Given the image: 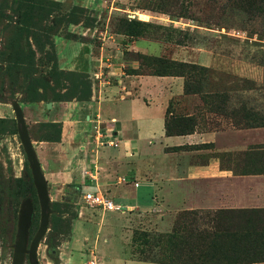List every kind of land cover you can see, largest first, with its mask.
I'll use <instances>...</instances> for the list:
<instances>
[{
	"label": "crops",
	"instance_id": "1",
	"mask_svg": "<svg viewBox=\"0 0 264 264\" xmlns=\"http://www.w3.org/2000/svg\"><path fill=\"white\" fill-rule=\"evenodd\" d=\"M55 1L96 9L101 0ZM71 30L84 40L56 36L57 65L64 71L88 74L91 98L52 103L50 109L42 102L31 106L37 116L32 125L61 124L59 142L36 141L29 131L50 201L73 205L77 215L70 236L59 247V264H75V230L78 224L89 226L97 220V209L83 200L87 192L101 193L121 208L97 211V235L109 228L107 214L120 212L126 223L123 249L128 251L138 220H149L165 232L185 213L189 221H201L200 230L213 238V250L261 246L260 240L250 238H259L264 231V127L205 109L201 115L191 103L195 95H184L182 78L125 74L122 52L106 29L99 32L79 24ZM127 44L130 51L147 54L132 42ZM168 108L174 115L193 117V131L167 135ZM13 114L12 102L0 103V118L11 119ZM22 174L19 142L9 134L0 139V175L20 178ZM96 248L101 252L98 264H160L130 251L106 253L109 245L95 246L87 257L96 254Z\"/></svg>",
	"mask_w": 264,
	"mask_h": 264
},
{
	"label": "rangeland",
	"instance_id": "2",
	"mask_svg": "<svg viewBox=\"0 0 264 264\" xmlns=\"http://www.w3.org/2000/svg\"><path fill=\"white\" fill-rule=\"evenodd\" d=\"M9 5L10 0L7 2L0 0V7H7L5 8L6 13H9ZM62 5L63 12L71 11L73 6H78L70 3H62ZM96 5V9L86 8L89 11L88 17L95 19L94 28H97L99 32L106 29L107 35L113 37L124 59L134 60L133 66H137L134 69H137L141 63L145 66L144 69H141L142 71L151 72L155 70V66H151L154 57L210 65L216 74L215 78L211 80L213 85L211 90L216 89L221 92L224 89H230L228 83H231L232 80L237 82L239 79H248L256 83L259 91L249 94L231 92L229 95L234 99L249 96L258 99V102H264V67L257 65L259 61L255 53L264 49V30L260 27V22L245 23V19L238 17L237 7H232L228 0H101ZM232 11L236 12L233 13ZM129 20H136L145 24L139 27L136 34L138 38H131L126 35L125 24ZM68 32L73 33L71 27L68 28ZM75 35L79 36L78 34ZM11 37L12 33L10 28H6V22L0 21V54L9 53L6 47L7 40ZM127 42H132L139 49L145 50L147 53L145 57L133 54L135 52L129 50ZM20 47L24 48L23 44ZM127 52L128 54L125 55ZM39 56L40 54L37 53L36 57ZM4 69L5 66L0 64V83L5 82L7 85L6 76H1L4 74ZM128 73L125 71V74ZM208 90L209 88H206V91ZM11 97L12 94L8 92L2 94V100H10ZM13 98L19 101L21 96L16 94ZM191 101L193 107L195 106L202 115L204 110H202L201 97L195 96ZM20 106L24 110L27 126H31L32 136L43 133L41 124L32 125V121L37 119L36 114L31 113V106L33 107V105L21 103ZM12 117L14 119V114ZM166 117L170 119V113L167 112ZM12 121L0 126V129L3 132L16 130V123L13 124ZM10 186L14 185L11 183ZM5 189L6 185L4 184ZM32 204L33 227L31 236L38 229L40 222V206L37 194L36 200L32 201ZM20 205L21 203L16 204L15 198L8 196L6 192L0 198V264L12 263ZM50 207L52 213L48 229L38 248L39 264L49 262L46 246L48 242L57 246L68 238L64 234L55 233L56 230L54 229V226L60 224V222L58 223L60 219H69L70 215L65 214L66 208L63 204L53 202H51ZM97 211L94 212L97 215L94 224L89 226L78 224L75 230L77 241L73 245V249L78 254V258H75V264H82L83 261L90 258L87 257V254L95 246L100 248L109 245L110 248L106 253L115 254L116 250L120 251V254L131 252L140 259L160 264L176 263L178 260L185 259L186 256L194 259L195 252L187 253L185 251L187 246L182 248L187 244V240L193 243L194 248H203L197 239L199 235L203 234V230H200L202 229L201 221H189L185 213L177 217L173 229L165 232L158 231L149 220H138L139 226L133 229L129 252L127 248L123 249L122 243L125 237L123 228L126 223H122V219L119 218L120 212L108 213L107 223L109 226L107 224V227L109 228L105 230L104 227L101 233L97 235L100 221V211ZM143 222H149L150 225L142 226ZM112 226H115L114 230H109ZM172 231L175 233L171 237ZM257 239L263 240L264 236L250 238V240ZM95 252L96 257L101 253L100 251L97 252V248ZM238 254L236 253L234 256ZM79 255H84V258L81 259ZM234 256L231 259H234ZM194 261L190 264H195Z\"/></svg>",
	"mask_w": 264,
	"mask_h": 264
},
{
	"label": "trees",
	"instance_id": "3",
	"mask_svg": "<svg viewBox=\"0 0 264 264\" xmlns=\"http://www.w3.org/2000/svg\"><path fill=\"white\" fill-rule=\"evenodd\" d=\"M7 1L4 0V2ZM228 1L232 7H237L238 11L232 12H236L239 18L245 19V23L260 22V27L264 30V0ZM5 8L7 7H0V21L6 22V28H10L12 37L7 40L6 49L9 53L0 54V64L5 66L4 74L1 76H6L7 79V85H5V82L0 83V101L2 100V94L5 92L12 94L10 99H14L13 96L19 94L21 96L20 103L31 105L40 102L46 104L48 102L60 103L73 100L77 102L89 101L92 92L90 76L85 73L61 70L57 65L56 47L53 40L56 36H63L68 40L82 41L81 36L68 32V28L72 25L81 24L86 29H93L95 19L88 17L89 11L81 6H73L71 11L63 12L62 3L55 0H10L9 13L5 12ZM144 25L143 22L136 20L126 21V35L131 38H138L136 36L138 29ZM21 44L24 48L20 47ZM37 53L40 54L39 57H36ZM255 53L259 61L257 65L264 67V49H260ZM133 54L145 57L139 52ZM124 60L127 64L125 71L129 72L130 75L182 78L184 95H199L203 103L202 110L205 109L208 112L222 115L227 114L232 118L239 116L245 120L247 119L248 122L250 120L248 126L264 127V102H258V99L249 96L234 99L229 95L231 92L249 94L259 91L256 83L251 80L239 79L237 82L232 80L231 83H228L230 89H224L220 92L216 89L211 90L213 87L211 80L215 78L216 74L210 67L192 62L154 57L151 66H155L156 69L151 72H144L141 69H144L145 66L141 63H139L137 69H134L130 65L134 60ZM206 88H209V90L206 91ZM169 109L166 113H170V119L165 114V131L167 135L186 134L193 131V117L177 116L171 113ZM5 123H7L5 120L0 119V126ZM40 124L44 132L32 136L33 139L39 142L60 141L62 129L60 123ZM2 133L4 132L0 129V134ZM25 172L29 173L27 161L25 162ZM8 182H12L14 186H10L11 183H9L5 192L8 196L15 198L16 204H20L26 198H31L33 202L36 200L31 178H19ZM63 205L66 208L65 214L70 215V217L69 219H60L58 221L60 224L54 226V229L56 230L55 233L69 237L72 221L77 218V215L70 204L64 203ZM174 233L175 231H172L171 237L174 236ZM262 236H264V231ZM197 239L203 248H194L193 243L188 240L187 244L182 246V248L188 247L185 250L187 253H196L194 259L186 256L182 261L178 260L172 264H190L194 260L195 264H251L264 262V239L260 240L262 242L261 246H245L238 251L213 250L211 244L213 238L204 235V233L199 235ZM236 253L239 254L234 256ZM233 256L234 259H231Z\"/></svg>",
	"mask_w": 264,
	"mask_h": 264
},
{
	"label": "water",
	"instance_id": "4",
	"mask_svg": "<svg viewBox=\"0 0 264 264\" xmlns=\"http://www.w3.org/2000/svg\"><path fill=\"white\" fill-rule=\"evenodd\" d=\"M46 108H51L50 102L46 104ZM13 111L17 123L18 136L28 162L31 178L40 206V222L38 229L31 240L30 247L27 250L29 228L33 218V204L28 199L24 200L21 203L18 212L17 231L13 246L14 253L11 264H24L26 253L29 255V264H38L37 249L40 241L44 238V235L47 232L52 211L50 207L47 183L41 171L35 149L27 131L23 111L17 102L13 103Z\"/></svg>",
	"mask_w": 264,
	"mask_h": 264
},
{
	"label": "flooded vegetation",
	"instance_id": "5",
	"mask_svg": "<svg viewBox=\"0 0 264 264\" xmlns=\"http://www.w3.org/2000/svg\"><path fill=\"white\" fill-rule=\"evenodd\" d=\"M61 3V2H60ZM82 7V6H81ZM85 8V7H84ZM79 25V24H78ZM72 26H74V25H72ZM71 27V26H70ZM83 27V26H82ZM84 28V27H83ZM86 29V28H85ZM80 36V35H79ZM82 37V36H81ZM55 38V37H54ZM83 38V37H82ZM54 40V39H53ZM83 40H84V38H83ZM55 44V43H54ZM6 102H12V103H14V102H17L18 104H19V106H20V102L18 101V100H16V99H10V100H1L0 101V103H6ZM51 103V102H50ZM47 104V103H46ZM45 104V105H46ZM51 105H52V103H51ZM21 107V106H20ZM21 109H22V107H21ZM22 111H23V109H22ZM0 119H3V120H5L7 123H5V125L6 124H8V121L10 122L11 120H13L12 121V123L13 124H15L16 123V120H15V114H14V119H13V117L11 118V119H6V118H0ZM24 120H25V117H24ZM25 124H26V122H25ZM3 126H4V124H3ZM26 128H27V131H28V133H29V131L31 132V128H29V125L27 126V124H26ZM9 134H14L16 137H17V140H18V142H19V146H20V149H21V152H22V155H24L23 156V174H22V176L20 177V178H31V173H30V169H29V173H27V172H25V162L27 161L26 160V156H25V154H24V151H23V147H22V145H21V142H20V139H19V136H18V130H17V123H16V130H14V131H6V132H4V133H2V134H0V139L1 138H3L4 136H7V135H9ZM29 136H30V134H29ZM31 138V137H30ZM28 163V162H27ZM28 168H29V166H28ZM15 179H19V178H11V177H2L1 175H0V198L2 197V194L5 192V190H4V184L6 185V187H7V185H9V183H12V182H8L9 180H15ZM32 179V178H31ZM30 200L31 198H26V199H24V200ZM24 200H22L21 201V203L24 201ZM31 201V200H30ZM32 202V201H31ZM53 203H57V202H53ZM58 204H64V203H58ZM50 205H51V201H50ZM72 206V210L75 212V209H74V206L73 205H71ZM33 225V219H32V222H31V226H30V228H29V235H28V244H27V250L29 249V247H30V244H31V240H32V238H33V236L35 235V233L31 236V229H32V226ZM37 231V230H36ZM62 244V242L61 243H59L57 246H54V244H52V243H50V242H48L47 243V256L49 257L48 259H49V262L50 263H54V264H59V261H58V252H59V247H60V245ZM38 248H39V246H38ZM38 249H37V260H38ZM39 261V260H38ZM24 264H29V255L26 253V255H25V258H24ZM38 264H39V262H38Z\"/></svg>",
	"mask_w": 264,
	"mask_h": 264
},
{
	"label": "built area",
	"instance_id": "6",
	"mask_svg": "<svg viewBox=\"0 0 264 264\" xmlns=\"http://www.w3.org/2000/svg\"><path fill=\"white\" fill-rule=\"evenodd\" d=\"M83 200L90 208L103 212H112L121 209L119 206L114 205L112 200L101 193L87 192L83 195ZM85 264H98L96 254L94 252L90 253V258Z\"/></svg>",
	"mask_w": 264,
	"mask_h": 264
}]
</instances>
